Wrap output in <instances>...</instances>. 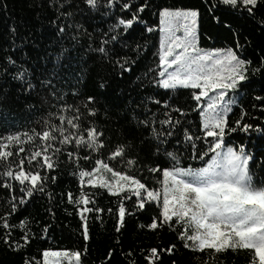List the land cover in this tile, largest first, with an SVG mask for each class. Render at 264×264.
<instances>
[{"label": "snow or ice", "instance_id": "snow-or-ice-1", "mask_svg": "<svg viewBox=\"0 0 264 264\" xmlns=\"http://www.w3.org/2000/svg\"><path fill=\"white\" fill-rule=\"evenodd\" d=\"M82 2L85 9L79 7V0H49L58 13L51 23L57 28V37L61 41L67 40L68 46L61 43L60 50L53 54V67L47 75L41 71L33 80L32 73L11 57L6 59L0 70V75H4L9 67L17 68L12 79L23 85L24 94L35 93L38 98L28 105L29 110L48 108L36 121L41 125L40 129L33 127L26 132L9 131L0 135V188L7 189L10 194L5 200L8 210L0 215V227L5 230L4 244L9 250L18 252L30 243L27 231H23L19 240L12 238L17 226L25 227V220L13 224L10 218L37 193L49 195V185H55L59 179L54 173L58 170L60 158L65 156L73 158L74 170L70 174L77 179V193L66 191L62 202L66 199L74 206L75 214L82 221L86 241L89 239L88 218L105 211L98 206L96 191L105 190L118 201L115 210L107 209L109 214L116 213L117 232L127 216L137 214L135 210H147L148 206L155 204L156 214L141 227L149 231L168 228L175 232L186 250L205 254L204 264H207L208 255L215 260L228 250L254 251L250 264H255L256 260L258 264H264V183L257 184L254 180L255 173L250 166L255 159L254 152L247 150L245 144H240L237 149L225 140L229 132L237 130L245 134L264 133L261 125L244 123L242 118L235 120V126L230 127L228 119L238 103L239 91L250 82V75L264 71V57L260 58L258 67H252V61L242 56L246 44H241L238 38L235 49L201 48L198 7L156 6L159 24L149 25L142 19V14L150 7V0L138 3L134 11L133 0ZM117 5L130 12V17L118 16L107 32L100 35L96 46L95 33L100 29L87 31L83 13L98 12L103 7L101 15L106 18L113 14ZM203 6L219 23L220 17L215 13L220 7L239 9L241 13L246 11L254 17L261 0H204ZM137 23L145 25L146 33H160L158 63L153 61V66L144 72V80L156 89L167 90L171 96L178 95L181 89H190L194 107L186 111L173 105L171 98L161 100L153 95L142 97L135 107L129 101L123 115L117 114V119L124 121L118 130L121 142L110 147L111 138L105 137L102 126L95 119L102 113L110 119L109 108L102 105L100 96L86 88L88 61L81 57L80 52L83 51L89 59L90 54L96 55L101 72L109 68L119 69L117 75L123 79L139 61L123 55L121 50L146 52L139 43L133 48L124 40ZM261 25H264V18ZM225 27L230 25L225 22ZM10 31L14 33L15 27ZM233 34L238 37L235 31ZM65 61L69 63L65 64ZM63 68L69 71L60 75L58 70ZM76 68L78 72L73 71ZM69 80L74 84L70 91H65ZM144 86L142 83L141 88ZM106 87L107 81L101 77L97 88L103 91ZM69 95L73 98L71 102L68 101ZM254 99L261 102L259 106L264 110V96L256 95ZM150 104L159 108L153 111ZM255 107L257 105L254 104ZM160 108L165 111L161 113ZM191 112H198V125L188 120ZM245 114L242 111L241 117ZM193 126L199 134L193 132ZM125 129L139 133L135 139L139 146L147 144L152 165L141 164L138 155L128 154L133 144L127 140ZM25 142L31 146L26 148ZM201 142L204 147H201ZM105 148L109 149L106 158ZM81 152L87 154L81 157ZM22 153L28 154L17 163L14 157ZM186 158L198 161L201 166H192L191 163L185 166ZM81 159L93 163L90 170L81 166ZM114 162L124 170L113 167ZM260 163L264 165V157ZM145 171L162 177L157 181L162 185V192L150 188L142 180ZM101 172L110 173V178ZM85 182L93 191L80 190ZM133 200L135 210H129L126 205ZM49 211L54 215L53 209ZM176 249V244L165 248L154 246L147 250V254H141L145 255L146 264H162L163 255L172 256ZM113 251L109 249L108 260ZM64 255L76 257L77 264H80L78 252L54 250L42 252L43 264H59L58 258ZM22 264L38 262L26 258ZM172 264L176 261L173 260Z\"/></svg>", "mask_w": 264, "mask_h": 264}, {"label": "trees", "instance_id": "trees-1", "mask_svg": "<svg viewBox=\"0 0 264 264\" xmlns=\"http://www.w3.org/2000/svg\"><path fill=\"white\" fill-rule=\"evenodd\" d=\"M143 2L144 0H133V11L138 3ZM203 5L204 0H150V7L142 14V19L146 20L149 25H158L159 17L156 6L198 7L200 9V47L203 49L233 47L235 49L238 38L241 44H246L242 56L252 61V67H258L260 58L264 57V25H261V19L264 18V0H261V6L256 9L254 17H250L246 11L241 13L239 9L234 11L230 7H220L215 13L220 17L219 23L212 19L211 14L205 10ZM79 7L86 8L82 0H79ZM103 11L104 8L101 7L98 12L85 11L83 13L87 31L100 29L95 33L96 46L99 44L100 35L107 32L109 25L118 16L129 18L131 15L130 12L122 10L119 5L113 9V14L106 18L101 15ZM57 15L56 8L50 5L49 0H0V70L3 69L6 59L11 57L18 65H22L32 73L33 80H36V76L41 71L47 75L48 70L53 67V54L60 50L61 43L68 46L67 40L61 41L57 37V28L51 23ZM77 19L80 17L78 16ZM225 22L230 27H225ZM13 26L15 27L14 33L10 31ZM144 27L145 25L137 23L124 37V40L133 48L139 43L146 49V52L135 53L131 49L121 50L123 55L139 61L131 73H125L123 79L117 75L119 69L109 68L106 72H101L100 65L96 63L98 59L96 55L90 54L89 59L83 51L80 52L81 57L88 61L86 88L89 92L100 96L102 105L109 108L108 117L110 119L105 118L103 113L95 119L98 125L102 126L105 137L111 138L110 147L121 142L118 130L124 121L118 120L117 114L123 115V109L129 101L135 107L142 97L153 95L161 100L171 98L173 105H178L186 111L194 107L190 89H181L178 95L171 96L167 90L156 89L144 80V72L153 66V61L158 63L157 53L160 40L159 31L146 33ZM234 31L238 33V37L233 34ZM70 54L75 55V53ZM16 71L17 68L9 67L7 74L0 75V135L9 131L26 132L33 127L40 129L41 125L36 121L48 110L47 106L41 111L29 110L28 105L35 103L38 98L35 93L32 95L23 93V85L12 79V73ZM58 71L60 75H65L69 69L63 68ZM73 71L78 72L79 69L76 68ZM101 77L107 81V87L103 91L97 88ZM142 83L145 85L143 88H141ZM73 84L74 81L69 80L64 90L70 91ZM256 95L264 96V71L254 76L250 75V82L239 91L238 103L228 117L230 124L235 126L233 122L241 119V108H245L246 121L264 128V110H261L259 106L261 102L254 99ZM72 99L69 95L68 101L71 102ZM238 104L242 107L236 108ZM254 104L257 107L253 108ZM37 107H40L39 104ZM149 107L153 111L159 108L154 104H150ZM159 110L161 113L165 111L163 108ZM188 120L195 121L198 125V112H191ZM192 130L199 134L195 126ZM125 131L128 133L127 140L133 144L128 154L138 155L141 164L152 165L153 160L150 158L147 144L139 146L138 140L135 139L139 133L134 129H125ZM225 140L237 149L240 144H245L247 150L254 152L255 159L250 162V166L260 169L261 181L264 183V165L260 163L261 158L264 157V133L245 134L237 130L229 132ZM24 146L27 148L31 145L25 142ZM169 147L171 148V145ZM201 147H204L203 142H201ZM108 151V148L104 149L105 158ZM27 154L22 153L14 159L18 163L19 159ZM86 154V152H81L80 156L83 157ZM72 159L61 156L58 170L54 173L59 179L55 185H49V195L42 196L37 193L27 202L26 206L20 207L17 213L10 218L13 224H17L21 219L25 220V227L22 229L17 226L12 237L19 240L23 231L28 232L31 238L30 243L23 250L18 252L9 250L3 241L5 230L0 227V264H22L26 258H33L38 264H43L42 252L44 250L78 252L80 264H146L145 255H142V252L147 254V250L154 246L165 248L170 244H176L177 249L172 256L163 255L162 264H172L173 260L176 264H204L205 254H196L186 250L177 240L175 232L168 228L149 231L141 227L156 214L155 204L148 206L147 210H135L133 209L135 201L128 203L127 208L137 211V214L127 216L121 230L117 232L116 213L113 211L109 214L107 209L115 210L118 201L105 190L96 191L98 206L105 211L103 214H93L88 218L89 239L86 241L83 237L82 221L75 214L74 206L70 205L66 199L62 202V196L66 191L71 190L74 194L77 193V179L70 174L74 170ZM189 163L192 166H201L198 161L192 162L186 158L185 166ZM80 164L88 170L93 166V163H86L83 159L80 160ZM112 166L118 170H124L120 168L118 162H114ZM25 167H27V162ZM103 174L106 178L111 176L110 173ZM160 179L162 177L149 174L147 171L142 174V180L150 188H157L162 192V185L157 183ZM80 190L93 191L88 188L86 182ZM16 194L19 195L18 190ZM9 195L7 189L0 188V215L8 210L5 200L9 198ZM49 209L54 210V215ZM109 249L114 250L110 260L107 259ZM253 258L254 251L228 250L215 260L208 255L207 264H250ZM255 264H258V260Z\"/></svg>", "mask_w": 264, "mask_h": 264}, {"label": "rangeland", "instance_id": "rangeland-1", "mask_svg": "<svg viewBox=\"0 0 264 264\" xmlns=\"http://www.w3.org/2000/svg\"><path fill=\"white\" fill-rule=\"evenodd\" d=\"M244 58V57H243ZM246 59V58H245ZM241 108L242 106L241 105H237L236 106V108ZM241 110L244 112V113H246V111H245V108H241ZM246 115L247 114H245L243 117H241L242 118V121L244 122V123H249L248 121H246ZM229 125H230V127H234L232 124H230L229 123ZM252 169V171L255 173V176H254V179H255V181H256V183L257 184H260V183H262V181H261V171H260V169H257L256 167H254V168H251ZM101 175H104L103 173H100ZM67 253V252H66ZM59 259V264H77V258L76 257H72L71 255H64V256H62V257H59L58 258Z\"/></svg>", "mask_w": 264, "mask_h": 264}]
</instances>
